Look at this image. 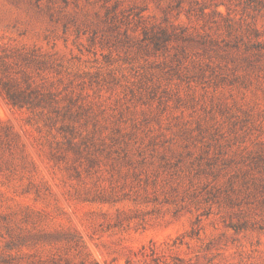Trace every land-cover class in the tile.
<instances>
[{"label": "rangeland", "instance_id": "obj_1", "mask_svg": "<svg viewBox=\"0 0 264 264\" xmlns=\"http://www.w3.org/2000/svg\"><path fill=\"white\" fill-rule=\"evenodd\" d=\"M263 43L264 0H0V264H264Z\"/></svg>", "mask_w": 264, "mask_h": 264}, {"label": "trees", "instance_id": "obj_2", "mask_svg": "<svg viewBox=\"0 0 264 264\" xmlns=\"http://www.w3.org/2000/svg\"><path fill=\"white\" fill-rule=\"evenodd\" d=\"M180 32L184 33V30H181ZM181 36L177 35V37L182 38V40L192 42L200 46L202 51L204 53L213 51L215 52L218 49V46L216 44V41L213 38H210L207 34L201 35V37L196 40L194 36L191 34H182ZM251 34L256 38L259 36V32L257 29H252ZM143 35L145 36L146 39H150L151 44L156 50L162 49L165 46V43L172 38H175V35L172 34L171 32H168L166 29H160L157 33L148 35L146 32L143 31ZM244 35L243 34H236L234 35L233 39L234 42L233 44L226 43L225 46L229 48H234L236 50L241 51V54L238 56L241 58V60H244V62L249 65L250 61V56L253 55H258L260 51L262 50V44L260 43H244L243 42ZM264 44V43H263ZM233 78L239 79L240 77L234 76ZM243 80V78L241 79ZM6 98L12 105H17L16 99H14L13 95H10L9 93L6 94ZM247 159H252L253 161H264V158L261 155V151H250L248 152ZM211 159H214L213 157Z\"/></svg>", "mask_w": 264, "mask_h": 264}]
</instances>
